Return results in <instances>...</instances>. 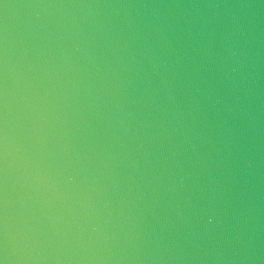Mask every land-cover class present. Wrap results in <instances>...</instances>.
<instances>
[{"label":"water","instance_id":"obj_1","mask_svg":"<svg viewBox=\"0 0 264 264\" xmlns=\"http://www.w3.org/2000/svg\"><path fill=\"white\" fill-rule=\"evenodd\" d=\"M0 66L8 264H264V0H0Z\"/></svg>","mask_w":264,"mask_h":264},{"label":"snow or ice","instance_id":"obj_2","mask_svg":"<svg viewBox=\"0 0 264 264\" xmlns=\"http://www.w3.org/2000/svg\"><path fill=\"white\" fill-rule=\"evenodd\" d=\"M8 131L6 79L0 66V264H8Z\"/></svg>","mask_w":264,"mask_h":264},{"label":"clouds","instance_id":"obj_3","mask_svg":"<svg viewBox=\"0 0 264 264\" xmlns=\"http://www.w3.org/2000/svg\"><path fill=\"white\" fill-rule=\"evenodd\" d=\"M191 211L193 214L200 216L201 218L206 219L208 224H212L218 213V208L216 203L212 199H204L202 202L195 204Z\"/></svg>","mask_w":264,"mask_h":264}]
</instances>
